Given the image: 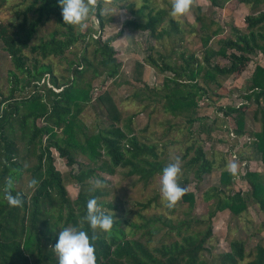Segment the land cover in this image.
I'll return each mask as SVG.
<instances>
[{
  "label": "trees",
  "instance_id": "1",
  "mask_svg": "<svg viewBox=\"0 0 264 264\" xmlns=\"http://www.w3.org/2000/svg\"><path fill=\"white\" fill-rule=\"evenodd\" d=\"M105 1L115 0H91L96 9L91 17L97 19L100 28L105 26L106 18L102 14ZM210 1L213 7L238 1L257 13L246 16V30L233 28L235 37L218 40V47L209 42L223 31L220 27L201 36L204 48L201 57L197 52H188L184 46L185 33L180 21L170 15L171 5L167 10H157L147 4L137 11L133 10L134 4L128 7L132 14L138 15L129 19L128 27L148 32L156 41L167 38L172 41V46L164 53L150 46L144 62L159 74H170L161 87L162 106L189 125L190 145L182 157L185 182H191L189 175L193 180L203 181L215 165L199 144L201 139H195L192 131L193 125L204 119L196 113L199 100L211 92L213 85L222 93L221 80L241 76L253 54L259 53L264 58V0ZM6 4V0H0V13ZM25 4L9 9L10 17L6 21L0 18V46L13 66L9 72L12 84L9 94L5 96L0 91V264H58L53 249L58 231L71 225L95 237L96 264H264V245L256 244L253 251L246 252L245 241L233 238L229 250L214 253L213 245L208 244L214 238L212 219L217 212L229 210L239 216L246 212L249 204H256L264 212V173L246 171L243 179L249 191L221 197L225 188L234 185L240 176L238 171L233 175L228 169L223 170L219 187L214 188L213 195L206 193L205 201L213 200V203L205 218L191 216L196 196L192 192L185 193L181 202L189 206L188 218L183 222L185 227L177 228L175 237L169 238L168 230L157 241L155 236L164 226L155 222L161 218L143 214H139L140 222L130 223V231L126 229L128 220L116 212L118 206L103 203L101 199L108 192L94 188V180L98 178L107 183L100 173L114 175L118 169L127 168L129 175H140V181L149 185L160 175L164 165L159 160L157 143L150 145L137 139L133 121L136 114L123 119L109 92L96 99L107 124L100 120L90 128L81 119L93 99V82L100 77L113 80L120 74L124 64L118 58V50L112 46V38L101 40L92 36L96 31L90 23L91 17L84 29L64 23L58 0H33ZM191 10L196 12L201 28L207 31L211 26L201 18V7L194 6V0ZM48 21L56 23L55 30L48 39L34 43L39 27ZM190 31L197 33L194 27ZM77 44L81 52H76L74 59L69 60V75L56 76L52 58L66 59L65 55ZM218 58L227 59L228 64L222 66L216 62ZM247 81L242 104L239 107L219 104L218 112H224L225 116L237 113L234 133L241 136L246 133L243 119L246 109L255 104L253 114H260L261 126L257 132L249 134L253 137L249 147L264 164V65L256 64ZM145 87L148 91H157V88ZM221 96L217 94L218 98ZM205 131L210 135L209 128ZM52 148L70 167L66 177L55 166ZM191 152H194L193 157ZM29 171L30 179L35 178L38 185L25 192L17 184ZM9 178L13 181L12 191L21 193L20 206H9L4 199ZM67 182L80 186L74 200L66 188ZM91 197L113 215L111 231L93 230L83 220L86 202ZM153 201L144 208L151 207ZM170 221L162 223L170 224Z\"/></svg>",
  "mask_w": 264,
  "mask_h": 264
},
{
  "label": "rangeland",
  "instance_id": "2",
  "mask_svg": "<svg viewBox=\"0 0 264 264\" xmlns=\"http://www.w3.org/2000/svg\"><path fill=\"white\" fill-rule=\"evenodd\" d=\"M6 1V7L0 13V18L3 21L10 17L9 9L19 4H29L33 0ZM165 1L168 3L166 2L165 4ZM171 3L172 0L105 1L102 10L110 8L111 13L103 14L106 18L104 28L99 27L94 16L91 17L90 23L94 24L96 31L92 33V36L96 39L101 38V40L112 38V46L118 50V58L124 65H122L120 74L115 79L100 77L93 82L94 90L91 92L93 99L81 114V119L90 128L98 125L100 120H104L107 124L104 111L99 108L96 99L106 91L109 92L118 105L123 119L131 114H136L133 121L139 142H145L150 145L157 143L160 146V151L158 150L157 152L160 156L159 160L164 166L173 157L178 156L180 158L182 171L179 183L186 188L185 193L192 192L196 196V204L193 209L194 215L191 216L205 218L210 211V203H213V200L206 202L208 201L206 199L205 201L206 193L213 195L214 188L220 185V174L223 170L228 169L227 165L229 163L235 162L237 164V171L240 176L236 178L234 185L225 188L221 197L238 191H242L243 194L249 191V186L243 179L246 171L264 173V164L260 162L259 155L253 153L251 147H249L250 141L253 139L249 134L257 132L261 126L258 122L260 114H253L255 104H251L246 109V114L243 117L244 131L246 133L241 136L235 134L237 113L232 116H225L224 112H218L219 104L236 107L242 104L243 94L246 93V82H248L247 80L250 78L256 64L264 65V58L259 53L253 54L246 71L241 76L221 80L224 85L222 93L219 92L218 86L213 85L211 92L199 100L196 113L198 117L204 119L196 122L192 127V131L195 132V139H201L199 144L204 148L207 158L213 160L215 165L212 172L203 181L193 180L192 175H189L191 182H185L183 175L185 162L182 157L185 154L186 147L190 145L189 125L183 118L175 117L171 112H166L164 106H162L161 94L164 92L161 91V87L164 85L166 76H170V74H159V72L144 62L150 46H155L157 51L164 53L165 49H170L172 41L169 38L156 41L149 36L148 32L133 30L127 26L130 18L138 17L137 14H132L131 8H128L131 7L129 5L134 4L133 10L135 11L146 4L157 10L161 8H166L167 10L170 8L169 5ZM194 6L201 7V18L203 17L205 23L211 26L207 31L201 28V22L196 19L194 10L190 9L186 14L175 16V18L180 21L181 29L185 33L186 41L184 46L187 51L197 52L200 57L204 52L201 36L205 37L206 34H210L220 27L223 31L209 42L218 47V40L235 37L233 28L246 30V16L257 13L250 6L241 4L238 1H230L224 7H213L210 0H194ZM55 27L56 23L54 21L45 22L39 27L34 43H39L41 39H48ZM193 27L197 32L195 34L190 33ZM161 44L164 45V48L161 47ZM76 52H81L79 44L65 55L67 56L66 59L52 58L56 76L67 77L69 75V60L74 59ZM154 56L158 58L157 55ZM216 62L222 66L228 64V60L224 58H218ZM10 70H13V66L9 57L0 46V91L5 96L9 94V89L12 85L9 83ZM146 85L151 89L157 88V91H148V88L145 87ZM217 94H222V96L218 98ZM39 123L42 124V121H39ZM205 128L211 130L210 135L206 131L203 132ZM52 152L57 170L66 177L70 167L67 165L66 160L59 156L57 150L52 148ZM190 156L193 157L194 152H191ZM240 156L245 158L243 157L244 159H242ZM32 162L34 163V160ZM129 171L130 169L120 168L114 175L100 173L107 180V183L100 187L102 191L108 192L101 199L103 203H113L118 206L116 212L124 215V218L128 220L126 224L129 226L127 225V228L125 226L128 231L132 229L130 223L140 222L139 214H143L147 217L161 218L159 222H155L164 226L162 227L164 229L155 236L157 241L168 230L169 234H171L169 238L177 236V228L185 227L183 222L188 218L189 206L182 204V198L174 206H167V202L162 199L160 193L159 174L148 185L142 180L140 181V175L134 173V175H129ZM28 174H31V171L24 174L17 184V187L24 189L25 192H29L27 183L30 177ZM66 188L71 198L73 200L76 199L80 186L73 182H67ZM151 200H155L151 207L144 208L145 204ZM163 220L171 221L170 224L164 225L162 223ZM173 225L176 227L173 228ZM212 228L214 238L208 244L213 245L214 253L229 250L230 241L233 238L245 241L246 252L253 251L256 244L264 245V212L260 211L256 204H249L246 212L239 216L233 215L229 210L217 212L212 219ZM129 236L132 237L133 235L130 234Z\"/></svg>",
  "mask_w": 264,
  "mask_h": 264
},
{
  "label": "clouds",
  "instance_id": "3",
  "mask_svg": "<svg viewBox=\"0 0 264 264\" xmlns=\"http://www.w3.org/2000/svg\"><path fill=\"white\" fill-rule=\"evenodd\" d=\"M193 0H172L170 15H184L190 11ZM61 15L64 23L79 26L84 29L91 15L96 9L92 6L91 0H58ZM111 9H103L102 14H110ZM228 170L235 175L237 164L235 162L227 165ZM181 160L178 156L173 157L166 164L160 173V193L162 199L172 207L185 194L186 188L179 183L181 175ZM9 188L4 192L9 206H20L22 204L21 193H14L11 189L13 181L8 180ZM38 181L32 178L28 181L27 187L34 189ZM104 186V181L95 179L94 188ZM83 220L93 230L99 229L104 233L112 230L114 224L113 215L105 212L95 197L86 202V214ZM95 237H90L83 228L75 225L66 226L58 231V238L53 249L58 257V264H96Z\"/></svg>",
  "mask_w": 264,
  "mask_h": 264
}]
</instances>
